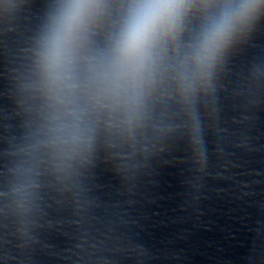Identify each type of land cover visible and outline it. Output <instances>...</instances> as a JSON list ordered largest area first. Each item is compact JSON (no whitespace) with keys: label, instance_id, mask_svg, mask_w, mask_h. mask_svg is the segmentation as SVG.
I'll use <instances>...</instances> for the list:
<instances>
[{"label":"clouds","instance_id":"9594fccd","mask_svg":"<svg viewBox=\"0 0 264 264\" xmlns=\"http://www.w3.org/2000/svg\"><path fill=\"white\" fill-rule=\"evenodd\" d=\"M262 10L264 0H123L98 44L111 0H55L35 40L25 86L39 100L26 153L43 151L57 170L68 171L91 153L101 119L131 138L169 68L185 99L210 88L214 69ZM195 13L199 27L182 42ZM32 187L22 183L14 192L25 196Z\"/></svg>","mask_w":264,"mask_h":264}]
</instances>
